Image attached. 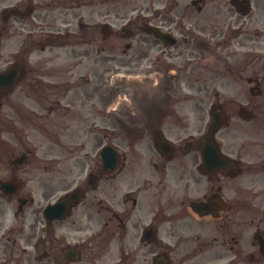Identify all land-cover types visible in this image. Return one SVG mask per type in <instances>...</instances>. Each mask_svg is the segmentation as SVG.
I'll return each instance as SVG.
<instances>
[{"label":"flooded vegetation","instance_id":"af4514ba","mask_svg":"<svg viewBox=\"0 0 264 264\" xmlns=\"http://www.w3.org/2000/svg\"><path fill=\"white\" fill-rule=\"evenodd\" d=\"M185 1L113 23L98 0H0V264H264L242 200L264 157L224 140L257 122L264 14Z\"/></svg>","mask_w":264,"mask_h":264},{"label":"rangeland","instance_id":"374dc122","mask_svg":"<svg viewBox=\"0 0 264 264\" xmlns=\"http://www.w3.org/2000/svg\"><path fill=\"white\" fill-rule=\"evenodd\" d=\"M213 0H207L208 5L211 4ZM170 0H163L158 2L157 0H105L102 2V0H98V8H102V5L107 4L111 9V15L113 16V23L119 22L122 18L125 16H135L139 14L141 11L146 12L149 11L150 13H154L156 10H159V8L162 5H165V3H169ZM191 4L190 0L185 1V4ZM1 8H3V5H0ZM253 12L251 15L254 16H260L264 14V0H253ZM224 13L226 14H237L236 10L230 5V0H226V4L224 5ZM196 12V11H195ZM85 14H88V12H84ZM219 13V9L216 7H210V14H217ZM50 14H60V12H55L53 10L50 11ZM58 22V21H57ZM60 25L61 23L58 22ZM122 24V23H121ZM115 30L117 31L118 26H114ZM264 33V32H263ZM116 34V33H115ZM118 36V34H117ZM116 37V36H115ZM113 38L115 43L116 48H118L116 51H113V54H116L119 60H122L123 58V52H124V47L123 43L125 42L124 39L120 38ZM112 39V40H113ZM111 40V41H112ZM258 50H260V54L264 55V45L263 47L258 45ZM113 62V68L117 72V74H122L123 73V67L121 66V61L119 62L118 60H112ZM121 77V76H120ZM115 89L114 96L119 94ZM137 111V110H136ZM255 115H256V121L252 123L251 128L250 124L245 125V129L242 131V133L237 137L236 135H227L224 140L226 147L229 148L233 144H235L236 147L242 148V150L246 147L247 143H254L253 145V155H249V151L247 150L245 156L243 157V161L245 162L246 155L248 158H246V163L250 164V159L252 160H257L259 161L260 157H264V148L261 147L260 145H264V99H261L260 101L257 102V109L255 110ZM250 148V147H249ZM248 148V149H249ZM264 159V158H263ZM255 180H242V188L244 193L243 195L249 197L253 196L254 198L247 200V205L252 203L253 206L258 207V208H264V171L260 172L258 171L257 175L255 174ZM252 181H255L253 183ZM257 183V188L255 187V184ZM252 189H250L251 186H253ZM255 190V192H253ZM244 199V196L242 200ZM217 232H215L213 235L210 237L205 236L204 241L205 242H210L213 237H220L218 234L215 236ZM199 234V235H197ZM251 233V238H252ZM210 235V232L208 233ZM197 236H201L203 238L204 232L203 230H195L192 232V234H187L186 238L192 239L193 242H197ZM222 240V238H221Z\"/></svg>","mask_w":264,"mask_h":264},{"label":"water","instance_id":"95a60500","mask_svg":"<svg viewBox=\"0 0 264 264\" xmlns=\"http://www.w3.org/2000/svg\"><path fill=\"white\" fill-rule=\"evenodd\" d=\"M246 1H248V0H244V3H246ZM235 4L238 6V8H240L239 5H238L236 2H235ZM240 9H241V8H240ZM243 11H244L245 13H248L247 10H244V9H243ZM213 127H214V130H216V129L219 127V124H218L217 121H215V124H214Z\"/></svg>","mask_w":264,"mask_h":264}]
</instances>
